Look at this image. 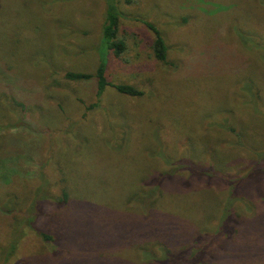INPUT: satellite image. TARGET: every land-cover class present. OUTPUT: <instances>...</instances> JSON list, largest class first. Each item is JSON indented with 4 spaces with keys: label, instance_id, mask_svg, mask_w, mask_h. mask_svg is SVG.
I'll return each mask as SVG.
<instances>
[{
    "label": "rangeland",
    "instance_id": "obj_1",
    "mask_svg": "<svg viewBox=\"0 0 264 264\" xmlns=\"http://www.w3.org/2000/svg\"><path fill=\"white\" fill-rule=\"evenodd\" d=\"M131 1L120 0L119 37L127 51L109 53L108 79L145 96L109 88L98 99L94 79L72 82L65 75L95 73L105 1L0 0V264H151L154 248L146 242L178 251L197 236L209 240L224 188L175 176L152 211L139 208L129 199L141 195V182L169 172L148 156L162 140L179 139V153L189 136L193 146L205 147L207 160L226 161L221 172L245 173L253 157L242 149L219 151L213 119H206L217 114L220 121L230 110L249 144L264 147V122L246 113L238 93L228 99L232 85L241 84L238 68L264 82V53L239 41L240 34H253L264 45V0ZM142 20L161 31L172 67L154 58L152 32ZM227 100L239 107H223ZM262 188L248 197L257 212L243 204L234 214L259 228L237 231L230 244L215 241L209 264H264ZM152 222L154 230L139 231ZM247 242L253 244L248 255L236 252Z\"/></svg>",
    "mask_w": 264,
    "mask_h": 264
},
{
    "label": "trees",
    "instance_id": "obj_2",
    "mask_svg": "<svg viewBox=\"0 0 264 264\" xmlns=\"http://www.w3.org/2000/svg\"><path fill=\"white\" fill-rule=\"evenodd\" d=\"M104 1L105 14L98 47L99 64L95 73L90 74L68 72L65 75V78L72 82H85L94 79L97 85L98 99H100L109 88L114 89L117 93L125 97L142 98L145 96L144 92L137 89L136 87L125 84H114L108 79L109 53L113 52L116 57H121L127 51V45L125 41L119 37L120 25L124 17L120 8V0ZM126 3L130 4L132 1L126 0ZM142 23L152 32L153 38L149 46L154 58L161 64L167 67L168 65L172 67V64H170L168 61L169 48L164 37L162 36L161 31L158 29V27L148 21L142 20ZM238 26L243 27L241 25ZM249 28L253 30L252 26ZM255 37L256 38H254L253 34L250 36H246V34H240L239 41L243 46L255 45L256 47L260 48L258 51L264 53V45L261 44L260 39L261 36L257 37L255 35ZM262 58H264V55ZM236 72L238 74L235 79H239L241 84H238L236 81L232 85L231 90L229 91L230 96L228 99H230L234 94L238 93L242 98H244L243 106L247 108V111L249 110V112L246 111V113L251 115V117L253 116L254 119L264 122L263 80H258L256 76H253L252 71H249L246 66L243 68H238ZM222 76L227 78L228 83L231 81L230 79L233 78L231 73L228 72L222 74ZM178 99L181 100V96H179ZM229 102L232 106L231 109L239 107L228 100L223 107H226ZM94 107H96V104L89 107L88 110ZM24 108L25 107H22V109ZM193 108L195 109L194 106ZM216 115L217 114L214 116H206V119H213L209 123H212L210 126L217 134L215 142L218 150L222 151L227 149L231 152L233 149H242L253 157V164L248 170H244L245 173L241 175H229L228 173L221 172V167L223 166L222 163L226 161L220 163L214 162L211 159L207 160L205 147L202 145L193 146L189 140V136L186 137L187 142L184 149L179 150V153H177V142H179V139L176 142H174L175 140H172L171 142H165L162 140L161 142L165 145L163 144L161 147H158L155 153L148 157H151V160L157 162L158 164L161 163L163 167L169 169V172L168 170L167 172H157L153 176L150 175L147 177V179H144L141 182V187L139 189L141 195L137 198L129 199V202L138 204V207L144 210L146 209L152 211L150 208L153 209L158 195L164 190V184L168 182V178L172 179L173 177L180 175L187 176L188 178L194 177L203 179L208 183H212L213 181L219 182L224 188L225 202L223 208L220 209L221 215L219 216V221L216 223V226L213 227L215 232H212L211 239L208 240L202 236H197L195 240L189 244V246L183 247L178 251L169 249L167 244L162 241L146 242V246H144L146 249H148L147 247H152V250L154 248L152 252L148 253V258L150 259L151 264H209L213 259V243L215 241L224 239L223 241H226L228 244H230L237 231L239 232L247 229L255 230L259 228L257 225L253 228L254 224H252L250 221L240 222L239 219L234 218V214L235 210H237V208L243 204L247 206L248 210H254L257 212L258 207L251 202V198L250 201H248V197L250 194L252 195L255 193L258 189L263 190L264 147H253L251 144H249L246 134H243V132H241L239 128L235 126L233 121L234 112L232 110H230L228 117L220 119V121L215 119ZM19 123L20 122L15 123V126L13 127H17ZM175 126L178 127L179 124L176 122ZM0 129H2L1 126ZM251 129H253V133L249 135H257V128L252 126ZM180 130L182 131V129ZM225 138L231 139L232 143H222V140ZM1 141L2 139L0 138V142ZM171 143H175L174 146H168V144ZM195 158L197 159V162L194 161ZM63 195L64 200L69 198L67 191H65ZM9 212L10 211H6V214ZM17 217L19 222L22 221L23 218L19 216ZM151 225H154V222L143 225L141 228H139V231L144 230L145 228L148 229V231L154 230L155 228H151ZM42 236L45 239L50 240L47 235L42 234ZM17 244L18 240L13 239L12 237L10 249L14 251L17 248ZM159 244H162L163 247ZM250 246H253V244L251 242H247L245 246L241 245L236 250V252L239 254L243 252L244 255H248ZM156 249H163V251L157 253L155 251Z\"/></svg>",
    "mask_w": 264,
    "mask_h": 264
}]
</instances>
